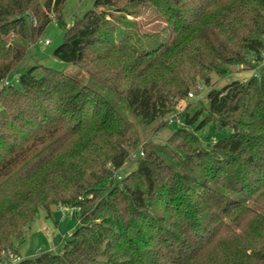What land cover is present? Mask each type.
I'll return each instance as SVG.
<instances>
[{
  "label": "trees",
  "instance_id": "16d2710c",
  "mask_svg": "<svg viewBox=\"0 0 264 264\" xmlns=\"http://www.w3.org/2000/svg\"><path fill=\"white\" fill-rule=\"evenodd\" d=\"M65 1L0 0V82L26 54L5 38L34 42ZM146 14L160 23L152 31L137 26ZM52 56L99 80L144 126L199 81L206 115L194 130L230 132L206 149L187 130L199 112L184 113L165 151L142 144L121 177L139 146L126 118L75 78L32 66L18 88H0V264L50 206L70 208L78 227L60 254L15 264H264V212L253 208L264 210V66L211 87V75L263 60L264 0H95ZM115 65L113 79L92 73Z\"/></svg>",
  "mask_w": 264,
  "mask_h": 264
},
{
  "label": "rangeland",
  "instance_id": "374dc122",
  "mask_svg": "<svg viewBox=\"0 0 264 264\" xmlns=\"http://www.w3.org/2000/svg\"><path fill=\"white\" fill-rule=\"evenodd\" d=\"M38 1L43 5L46 0ZM94 1L95 0H66L58 17L53 13H49V24L43 30L40 37L34 42L25 43L12 34L6 37L5 41L8 44L26 50L25 57L17 67L15 74L19 76L32 66L41 65L61 71L100 93L114 109L130 123L132 132L139 145L136 147V150L132 151L134 153L142 151V144L157 146L159 150L165 151V141L172 132L183 125L181 115L184 113L191 117L195 112H199L196 122L187 127V130L192 132L199 139L204 148L207 149L210 144L226 137L230 132L229 130H214L210 124L194 130L198 122L206 115L204 110L206 108V100L204 97L208 88L199 81H196L192 85L186 97L174 101L170 112L165 113L162 118L156 120L149 126H144L138 118L133 116L131 112L122 105L116 96L108 91L105 85L100 83L99 80L90 78L88 74L77 67L60 62L52 56L53 50L62 43L65 29L69 28L76 19L81 18L87 11L92 10ZM34 23L35 21L32 22V24ZM159 24L158 21H155L147 14L137 19V26L141 31H152ZM45 41L49 44L44 45L43 43ZM112 69L106 70L104 68H99L93 70L92 73L100 79L110 80L114 78L112 72L115 71V73H117L122 68L120 65H115ZM231 72L230 76L222 79L211 75V87L220 89L224 85L234 81L243 82L252 75L251 70L241 66L231 68ZM36 75L39 74L36 73ZM9 80L10 86L18 88V85L11 81V78H9ZM113 83H116L119 87L124 85V83L118 79ZM196 91L199 92L198 95H195ZM190 93L193 95L192 97L189 96ZM170 120H172L173 123L170 124ZM136 165V161L127 158V161L118 171L117 175L121 177L127 175L132 170H135ZM253 208L258 212H264V210L259 207L254 206ZM77 227L78 222L75 221L73 211L70 208L57 207L55 211L44 208L39 209L33 222L24 229L23 238L21 240H13L12 244L17 254L10 252V254L7 255V262L5 264H15L17 262L15 260L16 257L20 260H24L33 258L43 252L60 254L70 235ZM11 256H15V258H11Z\"/></svg>",
  "mask_w": 264,
  "mask_h": 264
},
{
  "label": "built area",
  "instance_id": "2783aa9c",
  "mask_svg": "<svg viewBox=\"0 0 264 264\" xmlns=\"http://www.w3.org/2000/svg\"><path fill=\"white\" fill-rule=\"evenodd\" d=\"M43 44L44 45H48L49 43L47 41H45ZM262 66H264V58H263V60L255 68L251 69V74H252L251 76H253L255 78L258 77L259 76V71L258 70ZM11 81L13 83H17L18 82V76L16 74H14L11 77ZM10 85L11 84H10L9 78H6V79H4L3 81L0 82V88H5V87L10 86ZM189 96L192 97L193 95L190 93ZM169 123L171 124V123H173V121L170 120ZM142 156H143L142 151L137 152V153L130 152L128 158L134 160V159H136L138 157H142ZM11 258H15V256L14 257L11 256ZM15 260L18 261L19 259L16 257Z\"/></svg>",
  "mask_w": 264,
  "mask_h": 264
},
{
  "label": "water",
  "instance_id": "95a60500",
  "mask_svg": "<svg viewBox=\"0 0 264 264\" xmlns=\"http://www.w3.org/2000/svg\"><path fill=\"white\" fill-rule=\"evenodd\" d=\"M198 94H199V92L196 91V92H195V95H198ZM56 208H57V207H55V206H50V207H49V209H50L51 211H55Z\"/></svg>",
  "mask_w": 264,
  "mask_h": 264
}]
</instances>
